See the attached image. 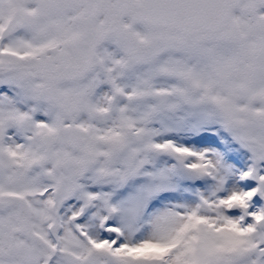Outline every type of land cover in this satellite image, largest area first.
Here are the masks:
<instances>
[{"label": "snow or ice", "instance_id": "obj_1", "mask_svg": "<svg viewBox=\"0 0 264 264\" xmlns=\"http://www.w3.org/2000/svg\"><path fill=\"white\" fill-rule=\"evenodd\" d=\"M0 264H264V0H0Z\"/></svg>", "mask_w": 264, "mask_h": 264}]
</instances>
